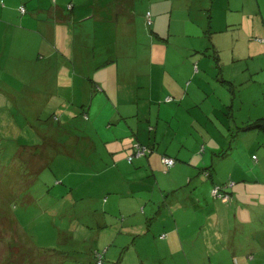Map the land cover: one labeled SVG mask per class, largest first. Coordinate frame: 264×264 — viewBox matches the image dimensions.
<instances>
[{"label":"rangeland","instance_id":"1","mask_svg":"<svg viewBox=\"0 0 264 264\" xmlns=\"http://www.w3.org/2000/svg\"><path fill=\"white\" fill-rule=\"evenodd\" d=\"M0 1L10 16L13 9L20 11L17 1L21 0ZM70 1L75 9L82 10L81 15L88 16L70 21L68 29L59 22L57 37L40 44L37 50L27 38L28 45H20V63H14L17 67L24 62L31 65L27 86L16 89L18 96L12 101L0 98V103L5 102L0 104V264H98L99 255L93 253V247L103 250L106 246H101L102 242L118 238L117 228L122 231L117 240L123 248L106 250L104 264H139L140 258L144 264H158L155 260L162 262L164 258L162 264H188L176 253V262L171 259L175 263L155 255L158 249L154 247L162 242L159 234L165 230L150 231L149 227L155 224L160 229L171 223L170 208L162 206L163 213L154 223L155 214L141 210L144 206L149 210L154 204L158 209L160 201L170 199L169 192L161 191L163 187L154 178L119 181L118 174L99 176L94 165L88 166V161L99 158L95 152H103V162H111L105 154L107 131L113 136L116 133L112 131L114 122L112 129L108 127L109 120L123 114L125 105L126 110L134 107V112L140 113L128 120H135L137 128L145 131L150 102L154 108L150 124L159 121L158 151L170 144L173 147L175 139L192 140L197 143V155L207 160L206 167L218 170L223 182L218 185L228 181L240 185L238 202L244 206L235 212V204L226 205L217 222L206 218V212L176 209L180 227L191 226L181 234L187 236L182 239L184 248L193 244L188 239L192 230V235L205 238L200 237L194 245L210 251L204 257L197 255L192 264H264V129L250 128L256 121H264V0H56L63 7ZM39 16L53 21L48 13ZM9 30L11 48L6 45V49L18 51L13 44L23 40L22 36L18 37V30ZM69 71L74 74L80 99L89 91L84 86L93 75L103 74L105 78L111 74L120 89L114 93L113 87H108L113 82L106 78L104 83L100 81L107 90L100 86L103 96L94 94L92 109H87L88 117L83 116V105L70 104V97L57 91H65L61 74ZM38 72L42 76L33 77ZM180 79L184 86L192 82L201 89L197 103L191 100L193 94H187V105L178 108L177 97L172 98L171 105L177 107L175 115L164 108L158 118V106L170 105L165 104L169 101L165 94L172 96L170 91ZM49 97L52 101L45 105ZM177 124L182 125L180 129ZM59 125L80 137L90 136L94 153L74 155L68 144H51L47 139L56 140L54 129ZM137 135L145 143L150 140L149 133L142 130ZM201 146L205 151L199 153ZM222 152L227 154L222 156ZM227 163L235 167L232 176ZM156 175L159 184L167 185L166 177ZM212 187L211 198L220 201L213 197ZM152 195L157 200L153 204L149 203ZM113 196L122 201L123 211L117 214L122 221H117L126 222L110 227L109 222L115 219L108 216V229L103 231L109 234L104 236L95 210L104 208L105 199L117 203ZM214 234L215 240L207 237ZM178 242L173 236V245L179 247Z\"/></svg>","mask_w":264,"mask_h":264},{"label":"crops","instance_id":"2","mask_svg":"<svg viewBox=\"0 0 264 264\" xmlns=\"http://www.w3.org/2000/svg\"><path fill=\"white\" fill-rule=\"evenodd\" d=\"M0 36H2L3 44L2 47L0 46V98L7 99V101H12L11 99H16L18 94L15 96V90H23L27 86V77L30 76L31 69H28L31 67V65H27L25 62L23 63L22 66H15V61L16 63H20V57H19V52L23 46L28 45L27 38L32 39L33 41H30L29 43L31 45H35L36 50L38 49L39 45L43 44L44 42L47 43V41H50L55 39L57 35L59 34V22H64L67 24V29L68 25L70 24V21L72 19H75V15L78 13H82V10L80 9H75L74 3L71 5V9L74 10L75 14H67L68 11H70V8L67 6H60L56 2V0H21L17 1L18 6L24 5L26 7L25 12H20L18 8L16 10L13 9L12 11V16H10V13L8 12L7 6L4 5L2 1H0ZM16 2V3H17ZM49 4V6H48ZM44 12L48 13V16L53 18L52 22H49L50 20L48 19H41L39 16V13ZM18 13V15L16 14ZM151 15V14H150ZM34 18V19H33ZM13 20V21H11ZM41 26V27H40ZM43 28H45V32L43 33ZM14 29L18 30V37L22 36L23 40L16 41L14 42L13 45L18 47V51H11V49H6V45L10 47L11 41L8 38V32L10 31L9 29ZM7 29L8 31L5 33L4 30ZM69 33V32H68ZM67 34V33H66ZM1 39V38H0ZM38 42V43H37ZM22 44V47L20 48V45ZM48 44V43H47ZM46 44V45H47ZM49 46V45H48ZM51 52V49H49ZM200 61H197V67L199 68L200 66ZM14 65V66H13ZM58 68V67H57ZM57 76L59 77V71L56 70ZM42 72H38V74H33V77H41ZM63 80H64V88L65 91L63 90H57L58 92H61L63 96H69L70 97V104H75V103H80V105H83V109H85V115L88 117L87 109L90 110L92 109V97L94 96H99L100 98L103 96L102 91H99L102 86H104L105 89L102 90H107L105 85H102V82L104 83V80L108 79V81L113 82L116 77L114 76H108L103 78V74H98L97 76L93 75L92 80H89V83L86 82V86H84L85 89H89L88 92H84L83 98H79L76 96L78 93L75 90L74 87V74L71 73V71L67 72L65 75L61 74ZM179 78V77H178ZM187 80V78H185ZM223 79V77H222ZM102 81V82H100ZM39 81H36L35 83H38ZM58 82V80H57ZM187 82V81H186ZM76 83V82H75ZM114 83V82H113ZM192 82L186 83L185 86L183 85V82L181 79L174 85V89H171L170 92L173 91L172 96L170 94L166 93L165 96L175 98L177 97L178 103H180L179 107L184 103V105H187V94H193V97L191 100L195 103L197 100V96H199V92H201V89L198 88L197 86H192ZM100 84V85H99ZM102 85V86H101ZM101 86V87H100ZM112 86L113 88H111ZM110 87L111 91L116 93V88L120 89L118 85H108ZM190 88V89H189ZM178 91V93H176ZM64 92H67L66 94ZM21 93V92H20ZM164 96V97H165ZM109 98V96H107ZM59 100H63L61 97H59ZM90 101L87 105V101ZM16 102V100H13ZM52 100H50V97L47 98V100L44 102L45 105H49ZM166 101V100H165ZM174 102L173 100L166 101L165 104H170L166 105L162 108V106H158L157 109V117L160 118V114L162 110L165 108L169 112L172 113V115H175V108L171 103ZM5 102H2L0 104H3ZM59 103V102H58ZM152 103H149L148 106V113H149V118H148V123H147V128L144 131V129L137 128L135 124V120L131 119L128 120L134 116H137L140 111L134 112V107L133 109L129 108L126 110L127 105H125L122 108V113H119V116H114L112 117L109 122H108V127L114 122L115 127L112 129L113 132L116 134H112L111 131H107V135L109 137H106L108 143L107 150H106V155L109 156L111 159V162L105 163L102 160L103 157V152L95 154L99 155V158L94 160V161H88V166L91 167V165H94L95 168L98 169L97 173H99V176H102L104 174L109 173L110 175H119L118 180L121 181L122 179H126L129 182H134L135 178L138 181H143L145 178L148 180L150 178H154L156 183L163 187L160 188L161 191L166 192V194L169 192L171 197L170 199L160 201L159 203V208H156V205L150 206L149 210L146 209L147 206L142 207V213L143 214H155L154 216L152 215V220L153 223L155 219L159 216L162 215V206L167 205L170 208V214L173 217V221L171 223H165L162 228H156V225L153 224L149 227V230L153 229L154 231H161L165 230L164 237L161 238V246L156 245L157 248V254L155 255H164L166 258L170 261L169 263H172L173 261L176 262V258H174V254H179L182 257L184 256L187 260L188 264H192V261H195L197 255L201 254L204 257V253H209L207 248H200V250L194 245L197 240L202 237V235L195 236L192 235L193 231L191 230L190 235H188V239H191V242L193 244H189L187 248H184L183 245V238H187V236H181L182 233H184L186 230L191 229V226L188 224H183L182 228L180 227V224L177 223L176 219V212L178 209L179 211L183 212H188L189 210H192L194 212L197 211H202L206 212L205 216L206 218L210 220H214L215 222L218 221L219 219V213L220 211H223L225 213L226 205L232 207L234 204L237 207L235 212L240 207H243V203L238 202V195H239V188L240 185H237L236 182L233 183L231 188L229 189L230 196L227 201H218L214 200L211 198L210 195V188L211 186L215 184H221L223 182H220V179L217 176L218 170L215 169L211 171V176L206 177L202 173L203 170L206 168V165L208 164L207 160L205 157H199L197 154V143H192V140H176L174 141V136H171V143L174 141L176 144L173 145V147H170V145L166 146L164 149L159 150L157 147H155V142L158 139V126H159V121L152 126L150 124L151 122V114L154 111V108L151 106ZM2 107L0 106V109ZM174 111V112H173ZM128 113H131L129 115ZM171 115V116H172ZM195 121V120H194ZM93 124H96L95 118L93 120ZM128 125L129 129L126 128V125ZM168 125H171V122H169ZM195 125V124H194ZM182 125L177 124V129H180ZM151 128V129H150ZM142 130L144 133L147 132L149 133L148 137H150L149 141H145L143 139L138 138V132ZM74 136H78L73 130H71ZM173 131L175 132V128H173ZM132 132L133 134H130ZM151 132L154 134L151 136ZM39 133V132H38ZM137 133V134H136ZM40 134V133H39ZM173 133H171L172 135ZM88 137V140L92 139L90 136L86 135ZM81 137H84L82 135ZM126 137V139H125ZM176 138V137H175ZM189 138V137H188ZM191 138V137H190ZM80 139V138H78ZM127 140V141H126ZM138 141L141 142L142 144L145 145H151L153 146L152 152L148 153L146 156H141L134 158L131 163H128L126 161V156L130 153L131 151V145L133 142ZM152 142V143H151ZM157 144V143H156ZM159 146V142L157 144ZM205 151V147L204 150ZM87 153V151H85ZM167 154L172 157L176 158V163L175 165L170 168L168 171H161L162 165L160 162V156L161 154ZM74 155H77V151L73 152ZM226 155V154H225ZM107 161V160H106ZM226 169L229 172V174L232 176L235 173V167L233 164H228L226 165ZM160 173L164 177L168 179V181L165 183L167 185H162L159 184V180L156 174ZM120 177V178H119ZM117 179V178H116ZM132 180V181H131ZM244 182V181H243ZM238 183V182H237ZM245 185V183H244ZM186 188V189H184ZM114 200L117 203H109L108 200L105 199L103 206L104 208L100 209L99 211L95 210V214H99V219H100V233L104 232V236H107L106 231L108 229V222H107V217H114L115 221L114 223L109 222L110 227H116L115 224L119 223V226H122L125 220L123 222H118L119 220L117 217L120 215H117L118 213H122V201L116 196H113ZM74 197H71V200ZM150 202L153 204L154 202H157V200H153V195L150 196ZM224 202H230L224 203ZM115 204H117V207H115ZM205 208V209H203ZM229 208V207H228ZM242 209H240L238 212H241ZM115 213V214H113ZM133 213V212H132ZM114 215V216H113ZM122 221V220H119ZM213 222V221H212ZM181 229H183L181 231ZM199 231H202V229H198ZM167 231V232H166ZM116 237L119 239L121 238L122 231L121 228L116 229ZM168 233V236L167 234ZM201 233V232H200ZM162 234H159L162 235ZM208 234V233H207ZM173 236H176L179 240V247H176L172 243V238ZM193 237H196L194 240ZM207 237L212 240L217 237V235L214 234V236L208 235ZM114 238L109 241H104L102 242L101 246H106V250L109 251L111 247L114 248H121L123 246L122 243H120L117 239ZM160 238V237H159ZM159 239V240H161ZM205 239V238H204ZM97 244H94L96 246ZM122 245V246H121ZM98 246V245H97ZM121 246V247H120ZM100 247V246H98ZM150 247V246H149ZM147 247L146 249H148ZM153 247V246H151ZM94 249H98L97 247H93ZM144 249V250H146ZM210 250V249H209ZM188 256L192 259L189 260ZM150 258V255H147V260ZM157 259V256H156ZM173 261H172V260ZM165 260V258L162 260V262ZM208 261H210V256L207 258ZM157 261L158 264H162L161 259L155 260ZM173 262V263H175ZM139 264H144V261L142 258L139 260Z\"/></svg>","mask_w":264,"mask_h":264},{"label":"trees","instance_id":"3","mask_svg":"<svg viewBox=\"0 0 264 264\" xmlns=\"http://www.w3.org/2000/svg\"><path fill=\"white\" fill-rule=\"evenodd\" d=\"M54 1V0H53ZM71 5H72V3H69L67 6L70 8L71 7ZM20 6H23L24 7V10H20V12L22 13V12H25V10H26V7L22 4V5H20ZM67 14H75L74 13V10L73 9H71L70 8V11H68V13ZM82 13H77L75 16V19H72V21H81L82 19H85L86 18V16H88V15H81ZM214 50H215V53H216V55H215V59L216 60H218L219 59V55H218V53H217V49H215L214 48ZM217 63H218V61H217ZM170 97H169V99H167L166 98V100H169L170 101ZM82 111V114H83V116L85 115L84 113H85V109H83V110H81ZM55 118L56 119V116H54V115H52L51 116V118ZM38 119H41V116H39L38 117ZM87 119V118H86ZM259 120V119H258ZM259 121H261L262 122V124H258L259 123ZM259 121H256L255 123H253V124H250L251 126H250V128L252 127H257V126H261L263 129H264V121H262V120H259ZM257 124V125H256ZM64 125H59V126H57L54 130H55V134L53 135V136H55L56 137V140L54 141L52 138H48L47 140L48 141H50V143L51 144H53V145H56V144H61V146L62 145H64V144H68V145H70L71 146V148H72V150H74V151H77V152H85L86 150L87 151H90V152H87V153H94V150H95V145H94V142H93V140L92 139H90V140H88V137L87 136H84V137H78V136H74L73 135V133H72V131H71V129L69 130V129H67V128H64L63 127ZM151 129V128H150ZM52 136V137H53ZM78 138H80V139H78ZM59 140H60V142H59ZM135 144H139L140 146H144L145 148H146V152H144V154H141V155H139V156H132V158L131 159H128V157L131 155V154H133V149H134V145ZM57 149V148H56ZM58 150H60L59 148H58ZM152 150H153V146H151V145H145V144H142L141 142H138V141H135V143L133 144V145H131V151H130V153L126 156V161L128 162V163H131L132 161H133V159L134 158H137V157H141V156H146L148 153H150V152H152ZM203 150H204V146H201V151H199V153H201V152H203ZM33 151V153L35 154V150H32ZM73 151V152H74ZM86 154V153H85ZM225 154H227V152H222L221 153V155L222 156H224ZM163 157H171L172 159H173V163H172V165L171 166H167L166 164H164L163 162H162V158ZM256 160V159H255ZM160 162H161V165H162V168L164 169V171H168L170 168H172L174 165H175V163H176V158L175 157H172V156H170V155H167V154H161V156H160ZM43 164H41L40 165V167L42 166ZM204 171V173H205V176L206 177H210L211 176V171H213L212 170V168L211 167H209V165L205 168V170H203ZM233 181H228V182H225L224 184H222V185H218V184H215V185H213V187H212V189L215 187V186H217V187H219L220 189H223L224 191H226V192H228V194L230 195V192H229V189L230 188H228V187H231L232 185H233ZM212 189H211V191H212ZM214 197V196H213ZM214 198H216V199H219L220 201H222L220 198H217V197H214ZM224 203H228V202H224ZM160 237V236H159ZM160 238H163V237H160ZM122 246V245H121ZM120 246V247H121ZM121 248H123V246L121 247ZM120 248V249H121ZM105 251H106V248H104L103 250H99V249H94V251H93V253H96L97 255H99V262H100V264H104L103 263V258H104V253H105ZM105 261H106V258L104 259ZM96 261V260H95ZM104 261V262H105ZM96 264V263H95Z\"/></svg>","mask_w":264,"mask_h":264},{"label":"built area","instance_id":"4","mask_svg":"<svg viewBox=\"0 0 264 264\" xmlns=\"http://www.w3.org/2000/svg\"><path fill=\"white\" fill-rule=\"evenodd\" d=\"M20 10H24L23 6H20ZM149 13V12H148ZM149 16L147 14V22H149ZM167 99H169V97H167ZM86 117V116H85ZM144 152H146V148L144 146H140L139 144H135L134 145V149H133V154H131L128 159H131L132 156H139L141 154H144ZM162 162L164 164H166L167 166H171L173 163V159L171 157H163L162 158ZM212 195L214 197L220 198L222 201H227L229 199V194L228 192L224 191L223 189H220L219 187L215 186L212 189ZM160 237H164V234L160 235ZM98 264H100V262L98 261Z\"/></svg>","mask_w":264,"mask_h":264}]
</instances>
